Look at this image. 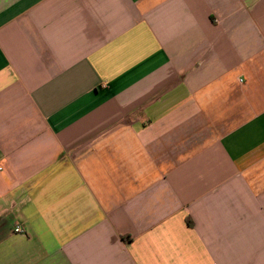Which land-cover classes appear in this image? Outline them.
<instances>
[{"label": "crops", "instance_id": "obj_1", "mask_svg": "<svg viewBox=\"0 0 264 264\" xmlns=\"http://www.w3.org/2000/svg\"><path fill=\"white\" fill-rule=\"evenodd\" d=\"M0 166V264H264V0H0Z\"/></svg>", "mask_w": 264, "mask_h": 264}, {"label": "built area", "instance_id": "obj_2", "mask_svg": "<svg viewBox=\"0 0 264 264\" xmlns=\"http://www.w3.org/2000/svg\"><path fill=\"white\" fill-rule=\"evenodd\" d=\"M2 171H3V167L0 166V172H2ZM14 232L16 234H24L25 233V231L22 229L21 226H16Z\"/></svg>", "mask_w": 264, "mask_h": 264}]
</instances>
